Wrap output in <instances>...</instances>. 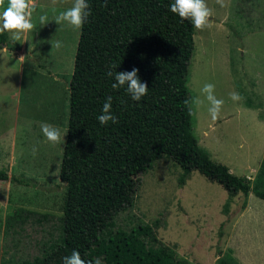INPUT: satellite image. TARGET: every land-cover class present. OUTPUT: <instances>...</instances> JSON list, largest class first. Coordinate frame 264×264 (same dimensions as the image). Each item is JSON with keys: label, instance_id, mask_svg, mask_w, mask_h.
I'll return each instance as SVG.
<instances>
[{"label": "rangeland", "instance_id": "374dc122", "mask_svg": "<svg viewBox=\"0 0 264 264\" xmlns=\"http://www.w3.org/2000/svg\"><path fill=\"white\" fill-rule=\"evenodd\" d=\"M7 3L4 0V7ZM73 3L30 0L35 9L33 30L19 41L5 31L6 45L13 51L7 46V51L0 49V172L9 176L0 182V264L3 258L39 255L42 243L59 228L66 186L58 173L80 29L53 19ZM206 3L213 14L204 30H194L187 87L192 99H203L200 89L212 83L224 104L215 121L206 101L194 106L193 132L211 160L257 185L264 160V0H224L223 7L216 0ZM45 12L48 23L43 26L39 16ZM56 40L63 47L52 50ZM233 91L243 99L233 102L229 98ZM42 121L59 127L62 138L55 145L39 143L33 157L32 145L45 140ZM181 173L171 160L157 159L150 171L140 175L134 206L118 214L117 225L126 230L140 223L151 226L176 258L191 264H218L221 257H231L235 264H264V201L253 192L246 198L238 194L225 213L228 194L220 185L196 171L180 185ZM13 208L55 218L29 222L6 235L5 219Z\"/></svg>", "mask_w": 264, "mask_h": 264}, {"label": "trees", "instance_id": "16d2710c", "mask_svg": "<svg viewBox=\"0 0 264 264\" xmlns=\"http://www.w3.org/2000/svg\"><path fill=\"white\" fill-rule=\"evenodd\" d=\"M87 2L91 16L79 32L68 88L58 173L66 186V200L59 228L42 243L39 255L3 258L1 264H62L74 250L85 261L98 258L101 264H191L176 258L151 226L140 223L126 230L117 225L118 214L134 206L140 175L164 156L181 169L180 185L193 171L220 185L228 194L223 205L227 213L238 194L246 198L253 192L264 201V160L259 184L251 186L199 147L187 87L195 28L170 11L172 0ZM6 38V32L0 34V48L7 46ZM112 64L118 66L117 72L138 69L147 95L137 102L126 93V86L112 89L114 80L106 75ZM109 95L118 123L101 126L97 116ZM8 180L0 172V182ZM54 218L13 208L5 219V233L12 235L29 222ZM218 264L235 263L231 257H221Z\"/></svg>", "mask_w": 264, "mask_h": 264}, {"label": "clouds", "instance_id": "9594fccd", "mask_svg": "<svg viewBox=\"0 0 264 264\" xmlns=\"http://www.w3.org/2000/svg\"><path fill=\"white\" fill-rule=\"evenodd\" d=\"M106 3V0H105ZM216 3L221 7L224 6V0H216ZM170 11L173 14L178 15L181 20L189 21L192 26L197 30H204L210 23V17L212 16V10L208 7L206 0H172L169 5ZM0 33L5 31L10 32V39L13 41H19L22 39L24 33L33 30L35 25L32 23V13L35 11L30 6V0H8L7 6L4 7V0H0ZM91 16L90 4L87 0H74L71 7L55 15L53 21L56 24H67L73 29H81L88 17ZM39 22L41 25L48 23V15L45 12L39 16ZM63 47L61 41L56 40L52 42V50ZM30 50V48H29ZM23 59V57H21ZM116 64L109 66V70L106 75L114 80L111 87L112 89H119L126 86V93L131 97L133 101H140L142 97L147 95L148 86L146 83L141 82L138 76V69L133 68L130 72H117ZM203 99L196 97L191 101V104L195 107H199L207 102L208 113L213 121L217 120L220 116L222 106L224 104L223 99L217 98L215 95V85L212 83H205L200 89ZM229 98L233 102H239L243 97L238 92H230ZM112 96H107L102 109L101 114L97 116V120L101 126L107 125L109 121L113 124L118 123V118L112 112ZM186 104L189 101H185ZM191 111V110H190ZM31 123V122H30ZM40 129L45 138L44 141H37V144H33L31 147V155L35 157L39 151V143L58 144L62 138L61 129L55 125L47 122H40ZM65 136H63L64 139ZM62 264H101V261L97 258L94 261H85L81 258L78 251H73L71 255L63 258Z\"/></svg>", "mask_w": 264, "mask_h": 264}, {"label": "crops", "instance_id": "0c3cea01", "mask_svg": "<svg viewBox=\"0 0 264 264\" xmlns=\"http://www.w3.org/2000/svg\"><path fill=\"white\" fill-rule=\"evenodd\" d=\"M0 49H2L3 51H7L6 50V46H4V47H2V48H0ZM9 177V176H8Z\"/></svg>", "mask_w": 264, "mask_h": 264}]
</instances>
